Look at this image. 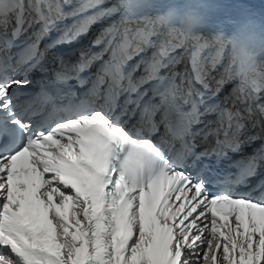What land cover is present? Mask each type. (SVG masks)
<instances>
[{"label":"snow or ice","instance_id":"1","mask_svg":"<svg viewBox=\"0 0 264 264\" xmlns=\"http://www.w3.org/2000/svg\"><path fill=\"white\" fill-rule=\"evenodd\" d=\"M232 3L0 0V264H264V8Z\"/></svg>","mask_w":264,"mask_h":264},{"label":"bare ground","instance_id":"2","mask_svg":"<svg viewBox=\"0 0 264 264\" xmlns=\"http://www.w3.org/2000/svg\"><path fill=\"white\" fill-rule=\"evenodd\" d=\"M113 2L110 0H106V4L105 7H108L112 4ZM206 3L208 5V7L206 8V13L208 14L210 23L207 25L210 28H215L218 25H220L221 21L225 20V17L230 16V15H236V9L235 8H231V5H233L232 0H206ZM249 6L252 8V10L254 11V13L259 16L261 13L262 8H264V0H249ZM227 7H229V9H227ZM112 20L115 19H107L105 20L102 24H98V29H97V33L96 35H92L91 37L87 38L89 41H91L94 37H96L102 27L110 24L112 22ZM96 26V25H95ZM91 29L93 30L94 27ZM224 30H226L227 32H229L231 30L232 25L225 23L224 25ZM86 39V40H87ZM100 49H98L97 51H99ZM231 54H228V56L225 57L223 63L227 64L229 63V58H230ZM107 55L104 56V59H107ZM185 65H181V68H183ZM221 71L223 70L222 68L220 69Z\"/></svg>","mask_w":264,"mask_h":264},{"label":"rangeland","instance_id":"3","mask_svg":"<svg viewBox=\"0 0 264 264\" xmlns=\"http://www.w3.org/2000/svg\"><path fill=\"white\" fill-rule=\"evenodd\" d=\"M231 8H235L234 5H231ZM227 9H229V7H227ZM226 56H228V53H226Z\"/></svg>","mask_w":264,"mask_h":264}]
</instances>
